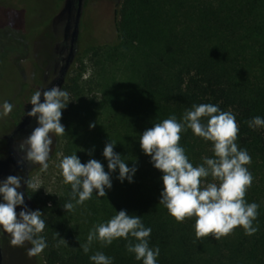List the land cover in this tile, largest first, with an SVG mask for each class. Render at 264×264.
<instances>
[{
	"label": "trees",
	"instance_id": "1",
	"mask_svg": "<svg viewBox=\"0 0 264 264\" xmlns=\"http://www.w3.org/2000/svg\"><path fill=\"white\" fill-rule=\"evenodd\" d=\"M116 14L117 42L113 45L123 41L143 52L138 88L149 109L143 112L130 106L116 107L112 118L119 120L110 122L108 132L122 134L108 138V142L116 144L114 152L137 171L131 184L120 183L118 172L114 173L119 191L116 198L93 193L87 209L90 221L106 223L122 209L140 216L145 227L152 230L149 247L160 249L156 264H264V127L252 130L247 124L255 116L264 118V0H121ZM19 15L23 14L15 5H0V64L5 59L22 82L26 63L39 78L46 70L53 72L61 60L55 48V19L38 22L26 32L24 19H17ZM15 25L18 38L8 43L2 31ZM12 93L0 104L12 103ZM199 104L217 105L235 116L239 128L235 143L251 157L246 167L253 180L244 199L259 205L253 221L258 230L251 236L237 226L219 240L211 235L197 240L195 217L177 223L163 205H158L162 173L142 153L139 135L172 116L180 122L186 111ZM142 115L146 121L137 127ZM179 145L194 167L213 156L211 142L194 136L190 129L180 133ZM213 182L209 176L200 186ZM70 194V185L61 203L53 196L35 201L29 194L36 210L47 216L43 219L47 243L44 264H91L89 256L96 252L111 257L113 264H142L127 252L128 241L123 238L107 247L93 241L87 255L80 248L85 242L71 244L74 236L61 214V205L70 201ZM62 240L68 243L64 246Z\"/></svg>",
	"mask_w": 264,
	"mask_h": 264
},
{
	"label": "clouds",
	"instance_id": "2",
	"mask_svg": "<svg viewBox=\"0 0 264 264\" xmlns=\"http://www.w3.org/2000/svg\"><path fill=\"white\" fill-rule=\"evenodd\" d=\"M29 103L31 109L26 115L34 118L37 126L19 142L17 149L23 153V163L38 165L44 172L48 168L52 144L50 133L56 136L65 134L60 121L62 111L69 103L68 93L59 87L43 92L38 90ZM0 108L6 115L12 111L13 105L4 101ZM247 124L250 129L256 130L264 127V118L255 116ZM95 126L89 124V129ZM188 129L194 136L212 145L213 156L203 158V162L195 167L179 145L180 133ZM238 131L231 112L221 111L217 105L199 104L186 111L180 122L172 116L155 123L139 136L142 153L150 157L152 167L162 173L158 205H163L177 223L183 222L186 217H195L193 229L197 240L210 235L219 240L237 226L242 227L247 236L258 230L253 221L257 218L259 205L255 202L249 204L244 199L253 180L246 167L251 163V157L247 150H238L235 143ZM115 146L109 140L102 152L107 161V172L96 159L82 164L76 153L64 156L60 161L58 168L62 183L71 187L70 201L63 205L66 212L91 199L93 193L97 197H106V190L112 188V174L115 172H118L116 179L120 183H133L137 169L129 167L122 156L114 152ZM88 154L91 156L92 152ZM209 176L216 182L201 187L202 179ZM25 185L30 186L27 180ZM20 188V176H8L0 181V236L8 234L9 244L13 247L29 243L31 247L27 249V255L32 257L47 247L45 239L39 235L45 223L41 219V211L24 206V193L18 191ZM17 207L22 208L18 217ZM151 231L142 223L140 216L130 215L122 209L106 223L93 226L80 248L87 255L93 241L107 247L114 240L123 238L128 241L125 245L127 252L133 254L135 260L142 261V264H156L160 249L149 247ZM89 260L91 264H113L112 258L103 252H96L89 256Z\"/></svg>",
	"mask_w": 264,
	"mask_h": 264
},
{
	"label": "rangeland",
	"instance_id": "3",
	"mask_svg": "<svg viewBox=\"0 0 264 264\" xmlns=\"http://www.w3.org/2000/svg\"><path fill=\"white\" fill-rule=\"evenodd\" d=\"M69 0H1L7 7L15 5L20 9L26 32L31 31L38 22H47L55 19L57 40L55 48L58 50L59 66L53 72L46 70L42 77H34L30 63H26L22 72V82L17 73L4 59L0 64L3 80L0 81V101L8 99L12 93L13 109L4 115L0 108V163L6 164L8 159L7 138L16 126L23 120L30 105L31 96L36 91H45L59 76L70 45V35L74 25L75 6L68 11ZM74 1V0H73ZM121 0H82L77 32L74 38L73 54L66 73V78L58 87L68 93V105L62 111L60 123L64 126L65 134L56 136L50 133L52 144L47 171L41 172L39 166H31L28 177V194L36 200L45 196H53L56 201L66 197L67 185L62 183V176L58 164L64 156L75 154L81 163L89 159H96L105 166L106 160L102 152L108 138H116L120 134L109 133L111 121L119 119L115 115L116 107H134L133 110L145 112L149 109L143 94L138 88V78L143 70V52L137 47L116 41L115 25L117 22L116 11L120 9ZM11 21V16L8 18ZM16 21V20H15ZM17 25V24H16ZM16 25L9 30H3L4 40L8 43L17 40ZM142 112V113H143ZM145 120L137 122V127ZM146 121V120H145ZM89 124L96 126L89 129ZM130 125V124H128ZM35 119L27 121L14 139L13 147L23 159V153L17 149L19 142L27 137L36 127ZM105 134V135H104ZM109 136L107 137V135ZM140 136V135H139ZM139 142V141H138ZM94 149V151H93ZM89 152L92 155L89 156ZM4 171L0 172V181L5 180V175L10 173L11 167L6 164ZM34 186V187H33ZM36 189H38L36 191ZM118 188L114 183L112 174V188L106 190V197L116 198ZM102 198V199H103ZM88 201L76 205L66 212L61 205L62 220L70 233L73 234L71 244L76 245L86 242L87 235L95 221H90L87 211ZM74 203V201H73ZM89 216V217H88ZM41 219H47L42 215ZM45 230V229H44ZM39 235L45 239L46 232ZM65 239V238H62ZM68 242L62 240L65 246ZM31 247V246H30ZM46 248L38 255L33 256L30 264H44ZM0 264H22L9 243L2 245ZM30 260V259H29Z\"/></svg>",
	"mask_w": 264,
	"mask_h": 264
},
{
	"label": "flooded vegetation",
	"instance_id": "4",
	"mask_svg": "<svg viewBox=\"0 0 264 264\" xmlns=\"http://www.w3.org/2000/svg\"><path fill=\"white\" fill-rule=\"evenodd\" d=\"M71 6H75V8H76V0H74V1L71 0ZM70 9H71V7H70ZM7 147H8V144H7ZM8 150H9V147H8ZM22 160L23 159L18 155L17 152L13 153L10 150L8 151L7 163L11 167L12 171L5 175V179L8 176H20L21 177V188L18 189V191L24 193V206H26L29 210L34 211V210H36V208L32 205V200L28 194V187H26V185H25V182H26V180L28 181L29 174L31 173L32 170L29 167V165L23 163ZM6 164L0 163V172L4 171V169H6L5 168L7 166ZM21 210H22L21 207H17L15 209V211L17 213V217H18V214ZM5 242L9 243L8 234H5L4 236H0V258L2 256V245ZM30 246L31 245L27 242L25 243V245L23 247L11 246L14 250H16L17 255L20 257V262L22 264H30L32 259H33V256L29 257L27 255V249L30 248ZM0 262H1V260H0Z\"/></svg>",
	"mask_w": 264,
	"mask_h": 264
},
{
	"label": "water",
	"instance_id": "5",
	"mask_svg": "<svg viewBox=\"0 0 264 264\" xmlns=\"http://www.w3.org/2000/svg\"><path fill=\"white\" fill-rule=\"evenodd\" d=\"M81 5H82V0H76L74 25H73V30H72L71 35H70V45H69L68 54L65 58L64 65L61 69V72H60L58 78L47 89H50L51 87H58L61 84V82L64 80V77L67 73V70H68V67L70 64V60H71V57L73 54V44H74V38H75V35L77 32V26H78L79 17H80ZM67 7H68V11H69L70 7H71V0L68 1ZM42 101H43V96L41 97V102ZM30 109H31V105H29L27 112L30 111ZM28 120H29V118L27 117V115H25L23 120L17 125V127L12 131V133L9 135V137L7 139V144H8L9 150L13 153H16V152H15V149L13 147L12 140L21 131V129L24 127V125L27 123Z\"/></svg>",
	"mask_w": 264,
	"mask_h": 264
}]
</instances>
